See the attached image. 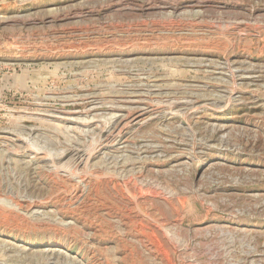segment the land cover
I'll return each instance as SVG.
<instances>
[{"label":"rangeland","instance_id":"obj_1","mask_svg":"<svg viewBox=\"0 0 264 264\" xmlns=\"http://www.w3.org/2000/svg\"><path fill=\"white\" fill-rule=\"evenodd\" d=\"M0 264H264V0H0Z\"/></svg>","mask_w":264,"mask_h":264},{"label":"bare ground","instance_id":"obj_2","mask_svg":"<svg viewBox=\"0 0 264 264\" xmlns=\"http://www.w3.org/2000/svg\"><path fill=\"white\" fill-rule=\"evenodd\" d=\"M184 109V108H183ZM136 113V112H135Z\"/></svg>","mask_w":264,"mask_h":264}]
</instances>
